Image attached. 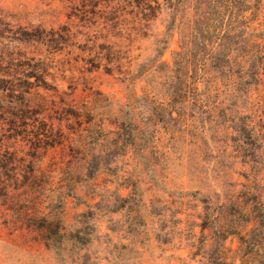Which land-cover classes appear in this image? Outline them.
Returning <instances> with one entry per match:
<instances>
[{"label": "rangeland", "instance_id": "obj_1", "mask_svg": "<svg viewBox=\"0 0 264 264\" xmlns=\"http://www.w3.org/2000/svg\"><path fill=\"white\" fill-rule=\"evenodd\" d=\"M178 1L0 0V264H264V8L257 77L214 86Z\"/></svg>", "mask_w": 264, "mask_h": 264}, {"label": "trees", "instance_id": "obj_2", "mask_svg": "<svg viewBox=\"0 0 264 264\" xmlns=\"http://www.w3.org/2000/svg\"><path fill=\"white\" fill-rule=\"evenodd\" d=\"M170 4H174V0H166ZM177 3L178 0H175ZM195 9V24L191 27L192 31L190 33V40L187 44L193 43L194 54L196 55L195 71H198V82H203V78L207 74L208 66L213 72L214 83L218 80V83L213 84L218 86L219 81L226 78L228 81L237 82L241 81L245 84L252 83L251 80H255L257 77L259 66L258 64V46L259 43L256 42L255 31V20L263 12L264 0H196ZM177 6L180 4H176ZM187 9L192 8L191 6L186 7ZM251 12V16L249 15ZM264 25V21L260 23ZM198 69V70H196ZM197 73V72H196ZM195 82V81H193ZM187 78H183L181 82V87H178L174 91V99L181 96L182 92H186L188 95L189 85ZM199 85V84H198ZM207 90H199V86L196 83L193 87V98L200 102L201 98L207 93L208 95L212 92L213 88L210 85ZM210 96V95H209ZM150 95L147 96V99ZM134 112H131L129 128L135 126L133 119ZM135 116V114H134ZM173 117V111L171 112ZM119 122V121H118ZM123 123L118 126L123 128ZM103 132L104 128L99 127L96 130L94 128L83 129L82 132L78 133L76 137L75 144L78 145L79 149L87 150L88 147H92L91 151L86 154L85 162L89 163L88 157L101 158V153L99 150V145L101 144V139L94 134ZM105 131V130H104ZM103 134H106L103 132ZM102 134V135H103ZM120 140L116 142L117 146ZM116 146V147H117ZM111 151L113 149H110ZM141 152H145L142 148ZM99 153V154H98ZM135 157V152H133ZM100 166V165H99ZM100 167L95 169V174L98 172ZM44 173V172H42ZM97 173V174H98ZM128 171H125L124 175H120L119 178L123 176H128ZM33 184L30 186V189ZM33 188H36L34 186ZM121 201L126 203V198L119 197ZM117 199L116 201H119ZM91 206V205H90ZM42 212V211H40ZM51 217L58 219V214L51 211ZM78 236H76L72 231H69L64 225H55L52 227L48 234V245L52 247L57 254H64L62 251L64 249H69V243L72 245L78 242ZM73 240V241H72ZM61 250V251H59ZM74 261L79 264L82 261L83 254L81 251L76 253ZM63 257L65 255H62Z\"/></svg>", "mask_w": 264, "mask_h": 264}]
</instances>
